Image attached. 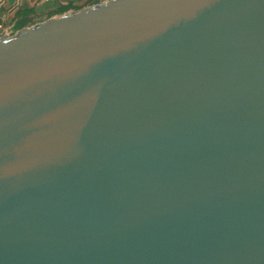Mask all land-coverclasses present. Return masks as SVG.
<instances>
[{"label": "water", "instance_id": "1", "mask_svg": "<svg viewBox=\"0 0 264 264\" xmlns=\"http://www.w3.org/2000/svg\"><path fill=\"white\" fill-rule=\"evenodd\" d=\"M0 264H264V0L0 36Z\"/></svg>", "mask_w": 264, "mask_h": 264}, {"label": "crops", "instance_id": "2", "mask_svg": "<svg viewBox=\"0 0 264 264\" xmlns=\"http://www.w3.org/2000/svg\"><path fill=\"white\" fill-rule=\"evenodd\" d=\"M105 0H0V36Z\"/></svg>", "mask_w": 264, "mask_h": 264}]
</instances>
